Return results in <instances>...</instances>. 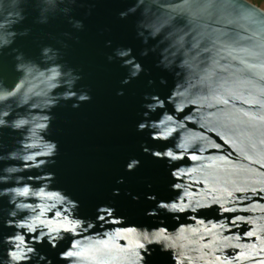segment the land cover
<instances>
[{"label": "clouds", "instance_id": "obj_1", "mask_svg": "<svg viewBox=\"0 0 264 264\" xmlns=\"http://www.w3.org/2000/svg\"><path fill=\"white\" fill-rule=\"evenodd\" d=\"M94 7L84 0H0V56H11L18 74L10 87L0 77V137L4 130L14 134L11 150L0 140V200L8 205L0 208V222L10 230L0 233V264H54L39 248L46 243L57 251L64 242L67 247L56 256L64 264H89L85 252L91 264H150L157 252L170 255L174 264L177 258L184 264H240L245 254L249 264H264V203L254 201L264 194V0H132L118 13L121 20L136 18L135 35L143 45L139 57L151 54L155 67L173 78L164 97L148 79L152 91L142 96L135 130L147 138L139 145L143 155L164 164L174 195L159 199L153 183L146 182L144 199L153 207L144 211L150 224L139 226L118 214L113 199L99 204L94 218L80 216V202L53 187L56 174L49 170L60 155L59 143L51 139L53 110L69 102L75 110L92 101L91 90L80 85L82 70L65 56L67 41L79 43L73 33L85 27L76 10L87 8V17ZM56 21L72 31L49 35L54 43L40 45L37 58L15 46L32 34V25ZM107 61L119 62L127 73L118 97L142 73L149 75L132 48L116 47ZM159 84L166 87L168 80L161 77ZM237 103L249 105L241 111L255 113L253 125L233 117ZM213 136L248 159L235 147L244 143L259 168L239 162L227 172L216 167L225 156L211 151L220 147ZM140 166V159L130 157L124 172ZM115 184L124 185L125 178ZM120 195L119 188L112 189V197ZM124 196L140 201L127 189ZM213 208L219 219H208L206 234L200 213ZM169 216L177 225L173 229L164 218ZM182 218L196 223H181ZM253 235L255 241L244 240Z\"/></svg>", "mask_w": 264, "mask_h": 264}, {"label": "water", "instance_id": "obj_2", "mask_svg": "<svg viewBox=\"0 0 264 264\" xmlns=\"http://www.w3.org/2000/svg\"><path fill=\"white\" fill-rule=\"evenodd\" d=\"M85 3H94L91 15L85 17L87 8L77 9L75 16L83 20L84 30L74 32L79 37V43L67 41L70 48L65 56L66 61L73 67L82 70L84 79L80 81L81 86L91 90L92 101L82 104L79 109H72L71 102L64 104L53 110L55 119L52 124L51 139L59 143L60 155L56 165L49 169L55 172L56 181L54 188L65 190L74 199L80 202L79 215L85 218L95 216V208L109 199L116 201L118 214L126 216L129 224L143 225L150 224V219L144 216V211L153 205L144 199V193L149 190L146 182L153 183L152 191L159 199H170L174 194L169 191L170 175L164 164L153 159L151 156L143 155L139 145L145 141L146 135L136 132V124L141 119L140 113L143 111L141 104L142 96L145 92H151L148 87V79L156 81L154 85L158 94L162 97L169 94L173 86L172 76L155 67V57L151 54L148 57H139V52L143 45L136 38L134 30L135 17L121 20L118 13L127 8L132 0H84ZM30 25V21H26ZM32 34L28 37L17 40L16 47L20 48L26 56L37 58L39 56L40 45L53 44L54 41L49 35L59 36L65 31H72L70 27L62 21H56L48 26L32 25ZM111 41V47L106 46V42ZM116 47L132 48L133 54L140 60L142 66L148 70L149 75L141 74L131 84L124 86L125 95L118 97L116 91L121 87L120 81L126 76V70L121 68L119 62L109 63L107 56ZM18 74L14 71V61L11 56L5 54L0 56V77L5 80L9 87L15 82ZM164 77L168 80V85L161 86L159 79ZM249 105L237 103L233 112V117L241 125H253L255 122L254 112H245ZM155 118V117H154ZM14 134L4 130L3 143L8 145L7 150H11L14 143ZM216 143L220 145L218 149L211 150L213 153L225 156L224 161H217L216 167L227 172L230 165L237 162L250 168L258 169L257 157L247 153L246 146L238 142L235 147L248 155V159L238 155L233 150V145L226 144L219 137L213 136ZM150 147L155 144L148 140ZM231 153L230 156L227 154ZM141 160V166L132 173L124 172V165L130 157ZM11 163V162H10ZM184 163H188L185 161ZM0 164V167H3ZM264 171V169H261ZM27 175V174H26ZM123 176L124 185L115 184V180ZM4 187V186H0ZM113 188H119L120 197H112ZM127 189L134 195L140 196V201L135 202L131 197L124 196ZM257 194L255 202L264 203ZM248 203L247 201L245 204ZM8 207L7 200H0V208ZM238 213H226V216H234ZM242 215H253L252 213H239ZM187 215V214H185ZM204 223L200 230L207 234L208 219H219L216 209L204 210L200 213ZM170 229L177 225L171 217H164ZM199 218V217H198ZM181 223H191L181 219ZM154 226V225H152ZM10 230L4 229L0 222V233H8ZM243 231V229H241ZM125 235H128L125 233ZM199 235L193 232L192 236ZM208 236H205L207 242ZM245 241H255V235L245 237ZM124 241H122L123 243ZM67 247V242L58 246L57 251H52L46 243L39 248L41 252L49 255L54 260V264H64L56 259L57 253ZM231 251V250H229ZM239 252V249L236 250ZM254 255V251H253ZM91 254L85 252L83 259L89 261ZM150 264H174L170 260V255H162L159 252L150 258ZM176 264H184L182 258H177ZM240 264H249V256L245 254L240 257Z\"/></svg>", "mask_w": 264, "mask_h": 264}]
</instances>
